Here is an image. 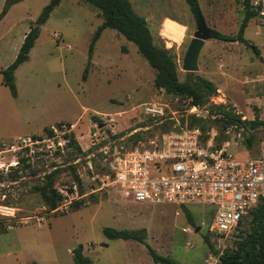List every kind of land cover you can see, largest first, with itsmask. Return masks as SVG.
<instances>
[{
    "label": "rangeland",
    "instance_id": "1",
    "mask_svg": "<svg viewBox=\"0 0 264 264\" xmlns=\"http://www.w3.org/2000/svg\"><path fill=\"white\" fill-rule=\"evenodd\" d=\"M49 2L22 0L1 15L5 0H0V70L15 60L23 35L36 27L37 17ZM129 2L146 19L154 42L170 50L179 81H186L188 72L182 70V60L197 21L188 5L184 0ZM238 3L241 0H198L207 28L228 36L238 34L243 19ZM250 4L262 10L264 0H250ZM101 24L98 10L83 0H62L39 26L28 61L14 72L15 98L0 75V145L26 137L46 139L44 129L73 124L53 144L43 142L31 150L0 154V163L16 161L15 166L0 168V211H12L3 206L15 212L12 218L0 214V264H74L72 251L78 247L91 264H156L146 245L178 264H221L217 256L232 250L237 239L209 231L214 215L210 206L185 207L192 214L193 226L182 207L123 202L102 192L90 194L91 178L108 170L111 153L188 127L190 116L201 119L193 127L213 147L238 159L256 156L264 142V125L252 129L244 123L224 129L220 118L230 111L240 121L264 122V18L255 16L245 26L247 45L212 38L205 41L197 61L201 70L192 74L207 80L204 74L208 72L217 91L193 112L189 100L165 95L154 87L153 69L136 46L115 30L101 32L89 57L92 36ZM87 65L86 80H82ZM143 105L160 114L145 112ZM50 172H55L56 191L71 189L76 185L73 175H77L81 182L77 192L82 197H65L50 210L32 191ZM15 176L16 181L12 180ZM76 203H80L77 210ZM250 219L251 215L246 216L238 226L239 234L249 231ZM186 227L194 232L184 233ZM196 227H200L197 233ZM104 228L136 231L145 244L109 239Z\"/></svg>",
    "mask_w": 264,
    "mask_h": 264
},
{
    "label": "built area",
    "instance_id": "2",
    "mask_svg": "<svg viewBox=\"0 0 264 264\" xmlns=\"http://www.w3.org/2000/svg\"><path fill=\"white\" fill-rule=\"evenodd\" d=\"M53 38L59 40V35L53 34ZM143 107L147 113L160 114L153 107ZM197 108L192 106L190 110ZM71 128L60 124L50 128L52 136L46 139L26 137L10 144L2 142L0 154H14L24 148L31 150L43 142L53 144ZM15 164L16 161L7 165L0 163V168ZM91 180L94 185L90 194L102 192L123 202L210 206L214 215L209 231L216 236L232 235L236 239L243 219L258 204L264 205V142L256 156L238 159L224 149L213 147L210 139L203 140L199 128L183 127L134 148L111 153L108 170L92 176ZM57 192L60 200L71 198L73 194L79 199L82 197L76 185L68 191ZM2 209L12 210L6 214L0 211L2 215L11 218L15 215L12 208L2 206ZM182 231L194 232L188 227Z\"/></svg>",
    "mask_w": 264,
    "mask_h": 264
},
{
    "label": "trees",
    "instance_id": "3",
    "mask_svg": "<svg viewBox=\"0 0 264 264\" xmlns=\"http://www.w3.org/2000/svg\"><path fill=\"white\" fill-rule=\"evenodd\" d=\"M19 1L22 0H5V7L2 10L1 15L4 14L11 5L18 3ZM83 1L98 10L99 16L102 18V24L96 29L92 36L88 49L89 57L92 54L93 46L101 32L104 29L109 28L115 30L128 42H131L136 46L137 52L146 60L148 65L154 71L153 85L157 90L163 91L165 95L189 100V107H203L209 102L212 96L216 95L217 88L215 85L201 76L187 73V80L184 82L179 81L176 62L173 55L170 53V50L166 49L163 45L154 42L145 18L135 13L129 0ZM184 1L194 16L197 19H202L198 0ZM60 2L61 0H50V2L42 9L34 23L36 27H30L29 32L25 34L15 60L6 69L0 70L2 83L8 88L12 98L17 96V89L14 83V72L21 64L28 61L29 52L34 47L35 41L38 37L39 26L47 21L52 10L58 6ZM241 5L244 15L238 34L236 36H228L210 29V38L223 42H240L247 45V41L243 38V30L251 18L259 16L261 10H254L250 4V0H241ZM252 49L255 54H258L255 47H252ZM88 65L82 73V80H86ZM218 108L220 107L218 106ZM220 120L224 123V129L231 125L238 126L244 123L249 124L252 129L264 125L263 121H256V119L253 121H240L238 115H232L230 111L223 112ZM201 122V119L190 116L188 127L192 128ZM67 125L70 126V124ZM44 131L48 137L52 136L50 129H44ZM70 142L73 144L74 150L79 153L81 151L80 147L72 137ZM250 142L251 140H248V143ZM20 162L24 163L26 160L20 159ZM26 166L28 167L29 165ZM54 177L55 172L45 174L43 179L44 182L41 185H35L32 189L33 192L38 193L41 196L50 210L55 209L58 201L61 199L60 194L53 186ZM73 179L76 186L80 189L81 182L78 176L73 175ZM12 180L16 181V176L12 178ZM79 205L80 203H76V210L79 209ZM182 208L186 221L194 226L195 223L192 214L185 207ZM248 215H251L249 231L246 233H238L234 248L217 256L221 264H264V205L258 204ZM103 233L109 239L133 240L145 244L142 236L138 235L136 231H118L111 228H104ZM204 242L209 249L212 248V245L206 238H204ZM146 248L154 263L178 264L168 257L157 254L147 245ZM72 260L74 264H91V261L82 254L81 247L72 251Z\"/></svg>",
    "mask_w": 264,
    "mask_h": 264
},
{
    "label": "water",
    "instance_id": "4",
    "mask_svg": "<svg viewBox=\"0 0 264 264\" xmlns=\"http://www.w3.org/2000/svg\"><path fill=\"white\" fill-rule=\"evenodd\" d=\"M260 18H264V15L259 14ZM210 39V29L207 28L203 19L199 18L196 21V30L192 34V38L189 41L188 47L185 51L184 58L182 60V70L188 73H194L198 71V56L206 40ZM93 130V129H92ZM200 227L195 228V232L199 231Z\"/></svg>",
    "mask_w": 264,
    "mask_h": 264
},
{
    "label": "crops",
    "instance_id": "5",
    "mask_svg": "<svg viewBox=\"0 0 264 264\" xmlns=\"http://www.w3.org/2000/svg\"><path fill=\"white\" fill-rule=\"evenodd\" d=\"M62 1V0H61ZM61 3V2H60ZM59 3V4H60ZM238 5H240L239 3H238ZM240 9H242V6L240 5ZM261 10V9H260ZM263 13V15H264V4H263V9L261 10ZM165 19H169V18H165ZM146 20V19H145ZM170 20H172V21H174V22H176V23H178L179 25H181L182 26V24H180L181 22L180 21H178V20H175L174 18H170ZM164 23V22H163ZM184 27V26H183ZM185 28V27H184ZM25 34H27V33H25ZM25 34L23 35V39H24V36H25ZM182 36H183V33H182ZM182 38V37H181ZM223 42V41H222ZM233 43H236V42H233ZM238 43H240V42H238ZM204 44H205V42H204ZM258 51V50H257ZM28 58H29V55H28ZM259 58H261V57H259ZM197 65H198V62H197ZM219 65V64H218ZM217 65V66H218ZM223 67V65H220V68H222ZM200 68V65H198V69ZM200 70H201V68H200ZM207 73L208 72H205V76H206V78H207V80H210L209 78V76L207 75ZM219 74V73H218ZM222 74H224V73H222ZM212 82V81H211ZM213 83V82H212ZM219 91V90H218ZM96 116H100V115H98V114H96ZM72 127H73V124L72 123H69ZM72 129V128H71ZM26 136H28V135H25V136H22V137H26ZM19 138V137H18Z\"/></svg>",
    "mask_w": 264,
    "mask_h": 264
}]
</instances>
